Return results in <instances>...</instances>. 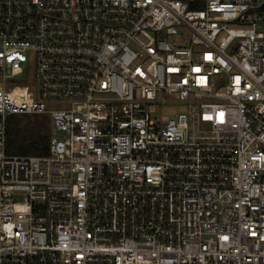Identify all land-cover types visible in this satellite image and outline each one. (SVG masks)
<instances>
[{
  "label": "built area",
  "instance_id": "obj_1",
  "mask_svg": "<svg viewBox=\"0 0 264 264\" xmlns=\"http://www.w3.org/2000/svg\"><path fill=\"white\" fill-rule=\"evenodd\" d=\"M0 264H264V0H0Z\"/></svg>",
  "mask_w": 264,
  "mask_h": 264
},
{
  "label": "trees",
  "instance_id": "obj_2",
  "mask_svg": "<svg viewBox=\"0 0 264 264\" xmlns=\"http://www.w3.org/2000/svg\"><path fill=\"white\" fill-rule=\"evenodd\" d=\"M51 126L46 114H10L6 121V145L8 154H49Z\"/></svg>",
  "mask_w": 264,
  "mask_h": 264
},
{
  "label": "rangeland",
  "instance_id": "obj_3",
  "mask_svg": "<svg viewBox=\"0 0 264 264\" xmlns=\"http://www.w3.org/2000/svg\"><path fill=\"white\" fill-rule=\"evenodd\" d=\"M33 57L30 58V61H29V66H28V74L26 76H30L31 74V71H32V68H33V65H34V61H32ZM184 104L182 102H179L177 103L175 106L171 107V108H164L162 110V114H170L171 111H175V112H178V111H182L183 110V106Z\"/></svg>",
  "mask_w": 264,
  "mask_h": 264
}]
</instances>
